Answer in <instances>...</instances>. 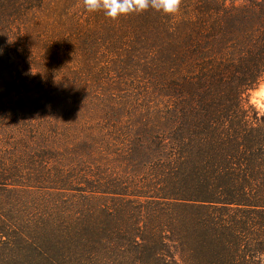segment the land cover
I'll return each mask as SVG.
<instances>
[{
    "label": "trees",
    "instance_id": "trees-1",
    "mask_svg": "<svg viewBox=\"0 0 264 264\" xmlns=\"http://www.w3.org/2000/svg\"><path fill=\"white\" fill-rule=\"evenodd\" d=\"M48 1L0 0V136L45 108H34L45 98L27 93L13 58L27 19ZM93 15L148 63L164 102L139 136H118L109 154L123 169L98 165L79 203L14 222L0 205V264H264V115L245 99L264 79V0ZM7 153L0 196L30 193V171Z\"/></svg>",
    "mask_w": 264,
    "mask_h": 264
},
{
    "label": "rangeland",
    "instance_id": "rangeland-1",
    "mask_svg": "<svg viewBox=\"0 0 264 264\" xmlns=\"http://www.w3.org/2000/svg\"><path fill=\"white\" fill-rule=\"evenodd\" d=\"M27 20L26 41L14 46L13 59L28 81L27 93L45 98L34 108H45L1 132L0 149L11 153L3 156L12 155L15 165L31 173L25 180L30 193H1L0 205L11 222L38 218L32 214L53 203H79L82 190H90L98 165L123 169L110 160L116 140L121 142L129 133L139 136L144 116L160 110L164 102L148 63L110 28L96 25L99 21L85 9L84 0H49ZM245 99L264 115V79L247 91ZM40 151L49 152V157L37 156ZM42 159L46 168L41 174ZM78 174L89 182H77ZM69 177L73 182L67 185Z\"/></svg>",
    "mask_w": 264,
    "mask_h": 264
},
{
    "label": "clouds",
    "instance_id": "clouds-1",
    "mask_svg": "<svg viewBox=\"0 0 264 264\" xmlns=\"http://www.w3.org/2000/svg\"><path fill=\"white\" fill-rule=\"evenodd\" d=\"M180 4L181 0H84L88 12L103 11L111 19L143 12L148 8L165 15H175L179 12Z\"/></svg>",
    "mask_w": 264,
    "mask_h": 264
}]
</instances>
